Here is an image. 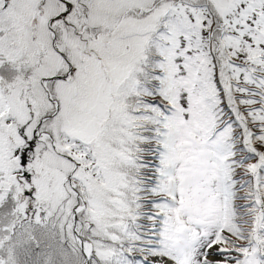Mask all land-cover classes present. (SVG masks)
I'll return each mask as SVG.
<instances>
[{
	"label": "snow or ice",
	"instance_id": "1",
	"mask_svg": "<svg viewBox=\"0 0 264 264\" xmlns=\"http://www.w3.org/2000/svg\"><path fill=\"white\" fill-rule=\"evenodd\" d=\"M0 264H264V0H0Z\"/></svg>",
	"mask_w": 264,
	"mask_h": 264
}]
</instances>
